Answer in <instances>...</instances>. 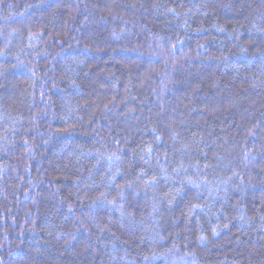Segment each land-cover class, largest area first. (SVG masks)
Segmentation results:
<instances>
[{"label":"trees","instance_id":"obj_1","mask_svg":"<svg viewBox=\"0 0 264 264\" xmlns=\"http://www.w3.org/2000/svg\"><path fill=\"white\" fill-rule=\"evenodd\" d=\"M0 264H264V0H0Z\"/></svg>","mask_w":264,"mask_h":264},{"label":"snow or ice","instance_id":"obj_2","mask_svg":"<svg viewBox=\"0 0 264 264\" xmlns=\"http://www.w3.org/2000/svg\"><path fill=\"white\" fill-rule=\"evenodd\" d=\"M170 11H173V10L170 9ZM153 131H155V130H153ZM250 134H251V133H250ZM155 139H156L157 142H159V141L161 140V137L156 136ZM152 151H153L152 145H148L147 148L145 149V152H146V154H147L149 157H150ZM145 163H147V161H145ZM145 174H146V173H144V172L142 171L141 174H140V176L142 177V176L145 175ZM155 182H156V177H152L151 180L146 181V184H154ZM187 182H188L189 184H193V185H195L197 188L200 187V185H199L198 183H196V181H193L191 178H189ZM205 183H207V181H205ZM104 195H105L104 193H101V197H103ZM108 203H109V204H112V203H114V201H108ZM201 207H202V205H199V204H192V205L190 206V211H191V210H195V209H197V208H201ZM122 214H123V213H122ZM215 232H216V229L214 228V229H213V234H215ZM200 239H204V237H200Z\"/></svg>","mask_w":264,"mask_h":264}]
</instances>
